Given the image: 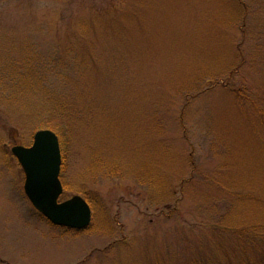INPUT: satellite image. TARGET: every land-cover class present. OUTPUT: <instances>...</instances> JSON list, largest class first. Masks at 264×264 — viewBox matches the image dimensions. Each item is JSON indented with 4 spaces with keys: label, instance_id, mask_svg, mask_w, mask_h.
I'll return each instance as SVG.
<instances>
[{
    "label": "rangeland",
    "instance_id": "374dc122",
    "mask_svg": "<svg viewBox=\"0 0 264 264\" xmlns=\"http://www.w3.org/2000/svg\"><path fill=\"white\" fill-rule=\"evenodd\" d=\"M263 32L264 0H0V264H240L218 221L243 193L264 219ZM41 129L84 231L24 195L10 149Z\"/></svg>",
    "mask_w": 264,
    "mask_h": 264
},
{
    "label": "water",
    "instance_id": "95a60500",
    "mask_svg": "<svg viewBox=\"0 0 264 264\" xmlns=\"http://www.w3.org/2000/svg\"><path fill=\"white\" fill-rule=\"evenodd\" d=\"M24 175L23 192L32 207L54 226L81 231L91 222V210L79 195L60 201L61 154L57 136L50 130H38L29 147L10 149Z\"/></svg>",
    "mask_w": 264,
    "mask_h": 264
},
{
    "label": "trees",
    "instance_id": "16d2710c",
    "mask_svg": "<svg viewBox=\"0 0 264 264\" xmlns=\"http://www.w3.org/2000/svg\"><path fill=\"white\" fill-rule=\"evenodd\" d=\"M243 12L245 14V11ZM242 18H244V16ZM63 61L64 58L62 62ZM74 65L71 66L74 67ZM34 70L35 68L33 67V76H39V72ZM60 80L63 83V80ZM15 89L20 92L19 90H21V85H18ZM29 90L32 96L43 97L41 101L37 102L40 106L42 114L56 116L58 114H64L66 111V103L60 101L58 98L59 93L57 92V83L50 84L48 87L44 84V81L38 83L37 85L32 82L29 86ZM192 170L194 171V169ZM239 197L240 198H235V201L233 200L228 202L230 203L228 211L222 217H219L220 220L218 221V224L221 225L219 230L221 232L222 230L224 232L228 231L232 238L236 240V244L229 243L227 245L234 250H237L239 247V249L237 251L235 250V252L239 258L240 264H264V219L253 223L250 222L251 220H249L247 216H245V209L249 207L251 210V206L258 200H254L252 195L248 193H243L242 196ZM87 200L90 203V199L88 197ZM261 204L262 205L259 209L264 210V201ZM226 247L228 248V246Z\"/></svg>",
    "mask_w": 264,
    "mask_h": 264
}]
</instances>
